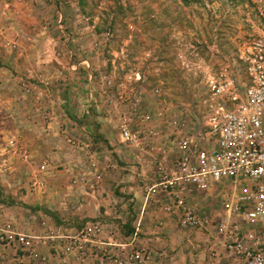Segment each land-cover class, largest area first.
<instances>
[{"label":"rangeland","instance_id":"374dc122","mask_svg":"<svg viewBox=\"0 0 264 264\" xmlns=\"http://www.w3.org/2000/svg\"><path fill=\"white\" fill-rule=\"evenodd\" d=\"M56 1L61 2L60 9L56 10L52 6L48 11L50 18L47 20V27H44L43 32L37 30V35L32 33L33 36L43 37L50 33L61 39L83 37L85 41L81 43L82 50L93 69L112 71L118 81L125 73L139 70L147 77L149 85L161 86L162 99L179 105L180 109L189 114L190 111L200 114L204 91L202 80L207 73L220 71L225 67L240 69L235 61L236 38L254 33L253 24H256L245 0H84V9L79 6V0H48L47 3L55 4ZM108 23L111 30L95 31L97 25L106 26ZM105 32L108 33L107 42L95 46V40L102 39ZM179 54L183 55V59H179ZM57 66L56 63H49L43 69L45 76L42 77L19 76L21 82L32 81L37 86L33 91L23 88L14 92L8 88L6 92L0 91V149L3 145L8 147L6 151L0 150V231L7 224L18 230L16 226L20 225V216L23 223L28 220L27 225L31 228L18 231H41V217H37L35 211L50 209L44 202L35 204L30 180L34 176V165L44 159L51 161L52 168L46 178L48 191H42L39 196H43V200L47 194L51 195L57 201L52 207L61 208L59 213L64 214L58 221L52 219L53 223L79 225L96 217L108 226H120L133 216V223L141 217V231L144 219L148 217L149 229H155L158 214L156 207L149 204L142 213L145 186L154 180L153 162L146 154L135 153L133 157L131 150L120 141L119 132L96 87L93 90L101 99L99 107L85 99L87 95L82 84L86 70L81 66L78 71L77 68L74 70V74L65 72L62 75L54 69ZM45 87L48 88L47 91ZM51 99L57 102L68 99L70 103L66 109H62L60 103L56 104L55 115L62 120L68 117L78 126H87L86 130L82 129L84 135L78 134V130L73 131V135L80 137L77 138L80 141L91 143L89 151L81 150L76 145L71 147L65 137L63 140V137L56 135V139H52L53 136L48 134L45 139L50 144L39 148L32 146L29 148L31 157L23 161L8 141L12 137L15 141L16 138L26 141L27 138H35L37 130L34 125L46 134L51 133L45 129L50 121L45 103ZM19 101L25 103V108H22V104H15ZM82 102L91 104L89 113L84 115L78 110ZM33 103H37L39 108L36 109ZM145 104L152 108L154 97L145 98ZM14 115H19V118L16 119ZM96 116H99L101 123L96 122ZM103 125L106 126L105 130L100 132ZM59 127L70 128L63 122L59 123ZM103 135L107 138H103ZM107 139L112 140L111 144ZM30 143L28 142L31 147ZM112 149L121 152L124 150L126 157H130L132 161H128L126 157L119 158ZM47 154L53 156L48 157ZM30 159L33 160L31 164L27 162ZM111 160L117 164V168L108 170L104 175V192L98 194L93 191L94 194L90 186L83 193V188L79 185L84 181L82 177L86 176L82 174L83 170L88 166L93 173L95 168L106 165ZM91 177L92 175L89 178ZM214 186L215 192H212L213 188L210 189L211 192H206L209 197L203 202L220 206L225 188L223 185ZM67 209L75 212V218L66 216ZM147 235L141 232L140 239L148 238ZM156 236L167 245V238L159 234ZM187 238L193 240L194 235L176 226L171 242L168 243L169 248H176L173 251L178 253L184 249L182 254L188 256L186 252L192 249L190 243H187L186 248L184 246ZM182 239L185 240L179 242ZM205 247L202 245L203 249ZM174 252L171 251L169 256ZM14 253L12 248H3L0 244V264H18ZM174 260L176 264L188 263V258L177 257Z\"/></svg>","mask_w":264,"mask_h":264},{"label":"built area","instance_id":"2783aa9c","mask_svg":"<svg viewBox=\"0 0 264 264\" xmlns=\"http://www.w3.org/2000/svg\"><path fill=\"white\" fill-rule=\"evenodd\" d=\"M245 2L256 24L254 33L236 38L240 69L225 67L204 76L200 114L162 99L161 86L149 85L139 70L125 73L120 81L108 70L93 71L90 78L121 141L154 164L155 179L145 186L142 213L151 204L163 218L158 225L168 217L176 219L180 230L206 232L211 264H264V0ZM107 40L105 32L94 44ZM22 88L33 91L37 86L22 81ZM94 90L89 88L87 101L99 107ZM149 96L154 97L152 108L145 104ZM63 133L69 145L89 150L91 143ZM16 142L14 137L8 141L14 152L24 160L31 157ZM115 167L107 163L105 169ZM46 168L47 162L38 165L40 172ZM101 175L94 174L93 191L100 188ZM214 185L225 188L217 211L196 207L195 196L206 200ZM31 186L43 187L44 179L34 175ZM140 224L138 217L133 232L124 235L121 225L108 226L96 217L79 225L43 217L39 233L7 224L0 244L15 251L18 264H170L168 251L140 239ZM226 257L232 260L224 261Z\"/></svg>","mask_w":264,"mask_h":264},{"label":"crops","instance_id":"0c3cea01","mask_svg":"<svg viewBox=\"0 0 264 264\" xmlns=\"http://www.w3.org/2000/svg\"><path fill=\"white\" fill-rule=\"evenodd\" d=\"M47 1L48 0H0V91L6 92V89L8 88L14 92V91H17L19 88H22V82L19 76H28V77L45 76V73H44L45 68H47V65L49 63L53 62L59 66V68L57 66L54 69L57 72L61 73L62 75H64L63 73L65 72L68 73L69 75L74 74V70H76L77 68V71H78V69H80L81 66L84 70H86V76L84 77V82H83L84 84H82V86L84 90H86L85 93L87 96L85 99H88L89 98V93H88L89 88L93 89L95 86V83L92 80H90V78H92V76L94 75L93 71L96 72V70L92 68L89 58L84 53V50H82L81 43H84L85 41L83 37L76 36L72 38L68 37V38L61 39L60 37H54L53 35H50V33L47 35H44L43 37L33 36L32 34V33H35L37 35V30L38 32H43L44 27L45 26L47 27V24H48L47 20L50 18V16L48 15V11L50 10L52 6L55 7L56 10L60 9L59 8L61 4L60 1H56L55 4H53L52 2H50L49 4L47 3ZM60 26L61 25H59V27ZM75 43L77 44L76 46H74ZM33 44H35V46ZM86 63H88L89 66H87ZM26 82L29 84L32 83V81H26ZM45 90L47 91L48 88L45 87ZM41 91L43 90L41 89ZM69 103L70 102L68 101V99H65L60 102H57L51 99L48 101V103H45V108H47L48 110L47 116L50 118V121L47 122L48 125L45 126V129H47L51 133L46 134L42 130H40V127L34 125L37 130L36 132L38 133V134L37 133L35 134L36 137L31 138V139L27 138L28 139L27 141L24 140L23 138L20 139L21 141L16 138L17 139L16 144L20 145L21 148H26V149L32 148V146H34V148L43 147L44 145L50 144L49 140L45 139L48 134L49 136L50 135L53 136L52 139H56V135H57L59 137L60 136L63 137V140H64V137L66 134L63 132L65 130L67 134H69V136L71 137L73 136L75 138H80V137H77L76 135L75 136L73 135L74 133L73 131L75 130L76 131L78 130L77 133L80 134L81 136L84 135L85 134L84 130H86L87 126H84V127L78 126L76 125V122H72L70 118L68 117H65L62 120V119H59V117L55 115L56 111H54V108H56V104L61 105L60 107H62V109H66L67 104ZM15 104H17L18 106L22 104V108H25V103L23 101L15 102ZM32 105L36 106L37 107L36 109L39 108V105L37 103H33ZM89 105L91 106V104ZM78 107H79L78 110L79 111L81 110L82 115L87 113L85 111V109L87 108V104H84L82 102L81 106H78ZM15 117L16 119H18L19 115H16ZM20 117L24 118L25 116L24 117L20 116ZM98 118L99 116H96V120H97L96 122L101 123ZM60 122H63L64 124H66V126H69L70 128L68 129L60 128L59 127ZM105 127L106 126L103 125V127L100 129V132L102 130H105ZM82 129L84 130L82 131ZM103 138L106 139L107 137L103 135ZM119 139L121 141V138ZM28 142L29 143L31 142L30 143L31 147L28 144ZM108 142L111 144L112 140H109ZM71 147H75V146H71ZM7 148L8 147L3 145L1 146L0 150L1 152L2 150L6 151ZM80 149L82 150V148ZM88 151L89 150H86V152ZM111 151L116 152L119 158L126 157V152L124 150L121 152L118 149H112ZM130 153L134 157L135 152L131 151ZM47 156L52 157L53 155L47 154ZM126 159L128 161H132L130 157H126ZM23 161L25 160L23 159ZM27 162L31 164L33 160L30 159ZM42 162H47V168L44 171L40 172L38 170V165ZM40 163L34 165L32 172L34 175H36V172H37V178L44 179V186L43 187L31 186L33 190V195H35L32 197H33L35 204H40V203L42 204V202H44L43 204H45V206L49 208L50 211L48 209L46 211L38 209L35 212H37L38 214L37 217H41V218L46 217L51 223H53L52 219L55 221H58V219L62 217L64 214L59 213L61 208L52 207V204H55V203L57 204V201H55V198H53L51 195L47 194V196L43 200H42L43 196H39L42 191L43 192L48 191L46 178H47V174L50 173V170L52 168L51 161L49 159H44L43 161H40ZM110 163H113L114 165H116L115 168H117V164L113 160H111ZM105 167L106 165H102L99 168H95L93 173H92V170L88 168V166L86 167L85 170H83L82 174L86 176L82 177L84 181L82 180L79 184L83 188V193L87 192V189L91 186L92 182L94 181V174L97 173L98 171L102 175H101L100 188L96 192H98V194L100 192L101 193L104 192V189H106L105 188L106 184L105 185L103 184V179H104L103 177L104 175H106L108 170L112 171L115 169V168L105 169ZM90 175H92L91 178H89ZM154 179H155V176H154ZM30 184H31V180H30ZM213 191L214 190H212V192ZM202 196L203 195H200V194L195 196V199H193V202L196 201L195 206L198 208H203L206 206L204 209L208 211H211V212L217 211V208H216L217 206L213 204H209V205L206 204L205 202H203L205 198ZM117 199L118 198H115V200ZM131 200L133 201V198H131ZM142 201H143V197H142ZM61 203H64V202L61 201ZM64 208H67V207H64ZM67 211H68V214H66V216L68 218L70 217L75 218L73 215L75 214V212L69 209H67ZM70 213H72V215H70ZM77 214H80V213H77ZM19 218H20V222H19L20 225L16 226L18 230H21V229L28 230L31 228L30 225H27L28 220L27 222L24 221L26 223H23V220H22L23 218L21 219V216ZM160 218L163 219L161 214L158 212L155 218L156 224H157V220H159ZM128 219L129 218H127V220ZM145 219L143 223L144 230L142 228V233L148 234L147 235L148 238L143 237V240H149L151 244L153 243L157 247L164 248L166 251H168L169 254L171 251L173 253L174 252L173 250H175L176 248H172V247L169 248L168 243L169 241L171 242V235L175 232V228L177 226L176 219L168 218V217L164 218L165 220L164 224L163 225L157 224V227L155 229H151V228L149 229L148 221L150 217H148V219L147 218ZM189 232L191 235L192 234L194 235V238L193 240H191L190 238H187V242L185 243L184 246L186 248L187 243H190L192 250L190 252H186L188 256L182 254L184 249H181V253H178L177 251L174 252V254L170 257V264H176L174 259L177 257L188 258L187 264H211L209 262V254H208V249L211 246V242L208 241V238L211 236H209L204 231H189ZM156 234L161 235V237L167 238L166 243L168 246L164 245L163 241L158 239ZM184 240L185 239L179 240V242H182ZM202 245H205L207 248L205 247L203 249ZM184 246H182V248ZM223 260L231 261L232 258L226 257Z\"/></svg>","mask_w":264,"mask_h":264},{"label":"trees","instance_id":"16d2710c","mask_svg":"<svg viewBox=\"0 0 264 264\" xmlns=\"http://www.w3.org/2000/svg\"><path fill=\"white\" fill-rule=\"evenodd\" d=\"M82 0H79V6H82V8L84 9V0L81 2ZM109 25L104 26V24L101 25H97L95 28V31L97 32H101V31H105V30H111L110 27V23H108ZM133 220L134 217L131 216L128 220H126V222H124L123 224H121L122 230L124 235H130L133 230H134V226H133Z\"/></svg>","mask_w":264,"mask_h":264}]
</instances>
